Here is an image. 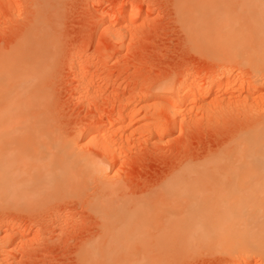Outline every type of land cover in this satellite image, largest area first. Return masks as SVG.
<instances>
[{
    "label": "rangeland",
    "instance_id": "374dc122",
    "mask_svg": "<svg viewBox=\"0 0 264 264\" xmlns=\"http://www.w3.org/2000/svg\"><path fill=\"white\" fill-rule=\"evenodd\" d=\"M13 2L0 0V47L12 44L25 24V17L21 15H24L25 11L18 8L21 14L17 13V6L14 2L16 6L14 7ZM19 2L20 0L17 2L18 5ZM62 3L63 15L59 16L58 34L60 35L57 41L58 45L60 44L61 54L57 63L50 68L49 80L46 81L51 90L50 116L53 123V127L47 132L59 141L73 142L75 137L77 139L74 141L78 143L75 145L76 150L77 148L87 149L94 157L100 158L98 160H101L103 179L115 181L120 178L126 189L123 195H127L121 196L120 200L127 202L131 198L130 201H135L134 205H136V202L141 203L143 199L155 200L157 196L161 199L160 193L154 194V188L161 186L170 173L178 169L183 162L189 160L203 162L206 156L226 146L231 136L236 134L245 123L259 118V115H264V70L260 68L263 71L259 69V72H253L249 68V63L244 62L245 68L243 66L239 71L230 70L226 76L227 78L234 76L236 79L245 78L247 82L249 79V84L251 83L253 87L248 86V83L244 81V85L247 83L246 90L244 88L239 92L236 90L238 86L235 87L238 85L236 80L237 82L234 81L231 84L235 92L231 90L227 92L229 94L227 95L226 91L224 92L225 89L220 87L223 83L215 84L212 91L206 94L207 97L197 98L194 100L196 103L184 101V105L180 106L184 108H182L185 113L184 119L192 118V123L182 128L184 130L171 127L170 123H167V127L160 128L163 137L158 139L160 133L153 128V122H156L160 116L168 117L170 107L166 106V110L164 108L165 111L162 112L158 111V108L164 106V100L171 96V92L164 89H151L153 84L170 80L175 85L183 81L182 78L184 80L188 78V82L195 86L199 85L202 89L205 88V82L207 83L209 78L212 80L213 77L214 79L218 77L215 74L223 67L221 64L219 67L218 63H228L233 60L243 62L245 54L239 52L234 54L230 48L222 46L220 49H213V46L207 48L204 41L202 44H194L177 19L175 0H63ZM130 8L142 14L146 13L147 16L140 14L132 23L129 22L130 19L125 20L127 25L129 23L132 25L133 29L131 26L128 27L129 29L125 28L126 31L128 30L127 33L116 43L104 32L102 22L107 20L109 14ZM108 10L112 11L108 14ZM104 11H107L108 15L99 14ZM121 24L125 25V23ZM72 61L78 64L80 62L79 71H82L86 77L92 74L91 77L96 80L93 82L96 88L93 93L96 94L91 93V97L89 95V98L84 99L78 92L76 77L71 67ZM250 87L253 88L254 93L248 94ZM158 93L164 95L157 98ZM127 101L132 102L130 105L132 115L124 117L126 119L123 121L126 124L123 123L124 126L118 130V133L120 130L122 132L118 135L120 137L113 136L119 138V141H115L112 151L106 152L99 149L96 142L88 144L87 130L104 122L108 124L113 122ZM204 102L215 104L210 113L205 114L204 109L201 110L200 106ZM186 103L189 104L186 106ZM153 105H157V108L155 109ZM147 120H150L151 125ZM146 124L150 125V128ZM153 129L156 133L151 131ZM11 131L0 132V156L22 149L21 144L25 145L27 141L20 142L22 136L20 140L15 136L30 133ZM10 136L17 140H15L16 143L14 140V142L7 140ZM215 179L217 180V177ZM216 180L212 177L207 178L209 183L205 181L201 183V179L200 184L198 177V181H192V185L195 189L199 186L198 183L200 186L204 184L202 187L205 186L204 189L208 190L210 183L212 185V182ZM98 184V180H93L87 184L88 188L86 186L83 193L59 195L55 199L47 201L40 199L35 202H33L34 199L33 201H17L12 195L4 193L5 186L1 184L0 193L3 192L4 195L0 196V264H125V262L139 264L148 262L147 257H152L157 250L141 253L139 251V248L144 245V240L146 244L147 241L155 240L150 237L153 234L149 235L148 231L142 235L143 240L139 244L136 243L132 247L126 244L123 246L122 242L114 240L110 244L111 252L102 254L97 259L90 256V259L88 258L82 246L85 247L88 241L91 242L90 240L95 237L97 239L98 233L103 229L99 225L101 222L99 213L92 211V192L96 193ZM94 188L96 189L93 190ZM200 188L191 194L201 198L204 190ZM198 189L200 193L202 191V196L198 193ZM204 194H207L206 191ZM175 196L178 197L174 195L171 198L174 199ZM180 197L183 198V196L178 198ZM158 210L159 208L153 205L145 213H141L140 222L144 228L154 229L158 225L157 222L160 221V217L157 216ZM13 222L15 228L12 229H16V235L14 233L11 236L9 229ZM207 225L212 226L210 223ZM90 237L92 239L89 240ZM159 240L160 238H157L155 241ZM177 243L178 248L173 253V261L171 260L173 264H229L233 259L223 240L214 235L213 230L210 229L196 230L190 238L182 239ZM149 247L147 245V248ZM142 256L147 257L140 259ZM241 260H245L244 263L247 261L246 264H264L260 258L252 254H245ZM151 261L146 263L151 264Z\"/></svg>",
    "mask_w": 264,
    "mask_h": 264
},
{
    "label": "bare ground",
    "instance_id": "6f19581e",
    "mask_svg": "<svg viewBox=\"0 0 264 264\" xmlns=\"http://www.w3.org/2000/svg\"><path fill=\"white\" fill-rule=\"evenodd\" d=\"M13 1L17 9L25 11L24 15L19 12V9L16 11L25 17V24L23 27L21 26V31L18 32L12 44L0 47V132L19 130L30 133L14 135L19 140L22 136L20 142L27 141V145L22 143L23 148L20 147L22 149L19 148V151L0 156L2 157L0 159V185L5 186L4 193L12 195L17 201L32 199H34L33 202L40 199L47 201L55 199L59 195L83 193L87 184L98 180V188L93 189H96V193L92 192V211L99 213L98 216L101 220L99 225L103 229L98 233L97 239L95 237L90 240L92 239L90 237L91 242L87 240V245L82 246L83 250L87 252L88 258L90 256L97 259L102 254L111 252L110 244L114 240H119L123 246L126 244L132 247L136 243L139 244L143 240L142 235L148 231L149 235L153 234L150 237L155 240L160 238V240L147 241V244L144 240V245L139 248L140 253L157 250L152 257H140V259L147 257L148 262L144 261L139 264L150 263V260H152L151 264H173L172 256L178 248V241L190 238L196 230L210 229L213 230L214 235L223 240L227 250L232 254L233 259L229 264H243L245 260L241 259L245 254L255 255L263 263L264 115H259V118L245 123L242 128L240 127L241 129L239 128L240 130H237V133L235 131L236 134L232 135V138L230 137L226 146L206 156L203 162H199L200 160L183 162L178 169H175L176 171L174 170L175 172L170 173L161 186L154 188V194L159 195L160 193L161 199L158 196L154 198L155 200L143 199L141 203L139 202L140 204L138 203L139 205L137 202L134 205L135 201H130L131 198H128L129 201H127L130 203L122 201L123 199L120 200V197L127 195H123L126 189H124L120 178L115 181L103 179L101 160H98L100 158L94 157L87 149L77 148L78 145L76 150L77 142L74 140L77 138L75 139V137H73L74 143L68 139V141H59L47 132L53 127V123L50 116L52 96L50 86H47L46 81L50 74V68L57 63L61 54L60 44L58 45L57 41L58 35H60V33L58 34V25L59 16L62 14L63 0H24L22 2L20 0L19 5L18 0ZM13 1L8 0L9 3ZM175 3L177 19L188 32L194 44H202L204 41L207 48L212 46L213 49H220L221 46L230 48L234 54L236 52L245 54V60L243 62L233 60L228 63H218L223 66L221 67L222 71L221 68H217L219 71L215 75L218 77L216 76L215 79L213 77L212 80L209 78V81L205 82V88L202 89L199 88V85L195 86L188 82V78L184 80L182 77L183 81L180 80L181 82L175 83V85L170 80V82L160 81V83L153 84L151 89H164L171 92V96L164 100V106L158 108V111L162 112L166 110V106L170 107L168 117L163 115L156 122L154 121L155 123L153 122V128L160 133L158 139L163 137L160 128L167 127V123L180 130L192 123V118L191 120L184 119V108L182 107V109L180 106L184 105V101L189 102L197 98L200 99V97H207L206 94L212 91L215 84L223 83V86L220 87H223L226 93L231 90L235 92V88L231 84L236 80L238 85L235 87L238 86L236 90L239 92L244 88L246 90L247 83L248 86L253 87L247 78L248 82L241 77L240 79L238 77L236 79L234 76L227 78L226 75L230 70L239 71L243 66L245 68L244 62L249 63V68L253 72H259L260 68L264 70V0H175ZM15 5L14 7H16ZM111 11L108 10V14ZM106 12H99V14L102 15ZM140 14L142 13L133 8L115 11L102 22L104 32L117 43L127 33L128 30L126 31L125 28L132 27L130 23L127 25L125 20L130 19L129 22L132 23ZM121 23H125L126 26ZM79 64L73 62L71 67H73L74 77H76L78 92L85 99L91 97V93H95H93L96 90L93 82L96 80L91 77L92 74L89 75L90 77H86L82 71H79ZM262 69L260 70L263 71ZM235 76L237 75L235 74ZM244 81L247 82L245 85ZM176 82L178 81L176 80ZM251 87L248 88V94L254 91ZM163 95L158 93L157 98ZM227 95L229 94L227 93ZM131 103L127 101L123 105L124 108L121 105L123 110H120L119 116L116 115L113 122L109 124L104 122V124L90 127L86 132L89 134L88 144L96 142L99 149L106 152L112 151L115 141H119V138L114 137L120 135L121 130L119 133L118 130L124 126L123 123L126 124L123 121L126 119L124 117L129 116L132 112ZM156 103L159 104V102ZM204 103L200 106L201 110L204 109L205 114L206 112L210 113L215 104ZM187 104L189 103H186V106ZM152 111L154 110L152 109ZM155 112L153 113L155 114ZM150 125H148L149 128ZM154 129L151 131L153 132ZM35 131L38 133H34ZM151 133L149 132V134ZM11 138L10 136L7 140L13 141L14 139ZM10 142L9 144H11ZM198 177L199 183L201 179V183L208 182L207 178L212 177L214 180L217 177L218 181L212 182V185L210 183L208 190L204 189L205 186L202 187L204 184L200 186L201 183H198L199 186L194 189L192 181H198ZM195 185H197L196 182ZM199 187L204 190L202 196V191L200 193V189H198V193L203 198L200 195L198 196L201 198H197L195 194H191L197 192L196 189ZM205 191L207 194H204ZM4 193L1 192L0 196ZM174 195L183 196V198L179 199L176 196L174 199L171 198ZM153 205L159 208L157 216L160 217V221L157 222L158 225L154 229L149 228V230L144 228L140 222L141 213H145ZM11 225L9 230H11L10 235L13 236L16 232V229H12L15 228V223L13 222ZM147 245L150 247L147 248Z\"/></svg>",
    "mask_w": 264,
    "mask_h": 264
}]
</instances>
